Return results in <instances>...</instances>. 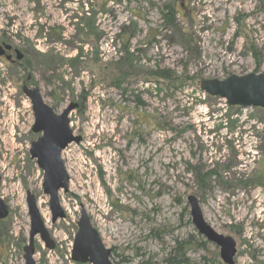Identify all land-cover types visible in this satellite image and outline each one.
Returning a JSON list of instances; mask_svg holds the SVG:
<instances>
[{
  "label": "rangeland",
  "instance_id": "374dc122",
  "mask_svg": "<svg viewBox=\"0 0 264 264\" xmlns=\"http://www.w3.org/2000/svg\"><path fill=\"white\" fill-rule=\"evenodd\" d=\"M7 31L32 56L45 102L57 113L79 104L70 125L83 141L63 153L66 218L52 223L43 172L29 153L38 138L31 103L19 72L10 71V86L0 89V196L8 209L0 264H24L28 191L56 244L49 250L37 238L39 264H75L82 210L116 264H181L187 241L190 264H223L192 224L186 196L198 183L191 168L208 177L207 221L213 213L234 225L246 220V193L234 179L245 173L243 159L251 171L264 159V109L230 107L200 83L264 73V0H0V33ZM230 161L235 168L226 169ZM257 232L245 224L233 234L236 264H264Z\"/></svg>",
  "mask_w": 264,
  "mask_h": 264
},
{
  "label": "water",
  "instance_id": "95a60500",
  "mask_svg": "<svg viewBox=\"0 0 264 264\" xmlns=\"http://www.w3.org/2000/svg\"><path fill=\"white\" fill-rule=\"evenodd\" d=\"M200 88L211 97L224 99L229 106L241 108L264 109V73H249L246 75H230L223 80L206 79L201 81ZM32 100L35 115L33 131L43 132L32 147L31 156L37 160L44 172V193L50 198V209L53 223L65 217L59 202V191L69 190V175L61 158L62 151L72 142L79 143L80 137H74L69 128V113L76 107L71 105L61 114H55L50 107L42 101L39 89L28 91ZM1 183V177H0ZM193 224L208 240L221 247V256L227 264H234L236 243L231 237H224L216 233L204 220L198 201L194 196L190 199ZM27 206L30 217V239L24 249L25 264H36L34 260V239L37 235L50 250L55 243L41 218L37 207L36 197L27 192ZM8 209L0 197V218L7 215ZM78 232L75 236L72 259L80 263L113 264L111 249L107 248L99 232L93 227L85 210L77 224Z\"/></svg>",
  "mask_w": 264,
  "mask_h": 264
},
{
  "label": "flooded vegetation",
  "instance_id": "af4514ba",
  "mask_svg": "<svg viewBox=\"0 0 264 264\" xmlns=\"http://www.w3.org/2000/svg\"><path fill=\"white\" fill-rule=\"evenodd\" d=\"M180 6L182 8H184V4L181 2L180 3ZM16 20L15 19H10L9 22H8V30H10L11 28L14 27V22ZM12 36L10 34V32H4V33H0V89L5 87L4 84H6L8 86H10V84H8V80H9V73L10 71L14 70V71H18L19 74H18V85L20 86L19 89L21 90V93L22 95L28 99L31 103V108H32V112H33V116H34V124L32 126V130H31V133L33 135H38V138L33 141L31 143V147H30V150H29V153H30V156H31V150H32V147H33V144L43 136V132H34L33 131V127L35 125V115H34V110H33V104H32V100L31 98L28 96V91L30 90H33L35 88L39 89V93L41 95V98H42V101L45 105H47L48 107H50L52 109V111L55 113V114H61L66 108H68L69 106L71 105H76V107L69 113L68 115V119H69V128L72 130L73 132V136L74 137H80L81 138V141L79 143H81L83 141V138L82 136L80 135H75L74 134V131L71 127V121H70V115L71 113L76 109L78 108L79 104H76V103H71L68 107H66L61 113H57L52 106H50L47 102H45L44 100V97H43V94H42V90H41V87H40V84L37 83V81L35 80L34 78V75H33V71H32V68L34 67L33 65V60H32V56H30V53L29 51L26 49V48H20V47H17L15 45V43L12 41ZM38 55H40L41 57H43L42 55H47V53H36ZM39 57V56H38ZM7 81V82H6ZM5 104V103H4ZM6 105V104H5ZM229 139H231V137H229ZM229 144H228V147L232 150L233 148L231 147V142L228 141ZM79 144V143H76V142H72L70 144H68V146L62 151L61 153V158H62V161L64 163V160H63V153L65 152V150H67L72 144ZM261 144H262V150L264 151V138L262 139L261 141ZM195 158H196V163L199 162V155L198 154H192ZM191 155V157H192ZM230 156V155H229ZM224 158L223 155H220L219 158ZM31 159L32 160H35L36 161V164L38 166V168L43 172V170L39 167L38 163H37V160L32 158L31 156ZM241 159V158H240ZM219 161V160H218ZM243 162L244 164H240L241 166H243V170H244V174L241 175V174H238V178L239 179H234L235 181V186L237 185L238 186V190H242V192L245 194L246 193V199H244V201L242 202L243 205H245L246 209H247V214H248V217L246 220H243L242 223L240 224H236L234 225L233 222H224L221 217H218L216 214H212L211 217H209V220L207 221L205 219V216H204V213H203V209H202V206L205 205V195L203 194V191L202 189L204 187H208L209 184H208V177H206V175H202L200 174L198 171H200V167H195V168H191L192 170V173L194 174L195 178H196V181L198 183V188H197V191H195L194 193L190 194V195H187L186 196V199H187V204L189 206V209H190V215H191V205H190V197L191 196H194L197 201H198V204H199V207L201 209V212H202V215H203V218L205 220V222L216 232L218 233L219 235H222L224 237H231L235 243H236V255L234 256V264L235 263V258L237 256V253H238V248H237V242L233 236V234L235 235H241L242 232L244 231V225L245 224H251L254 226V228H256L258 230L257 233H260V239L264 241V159L261 160V163L254 169L251 171V169H249L247 167V164H246V160L243 159ZM189 162L186 161V169L188 170V167H189ZM234 165L233 168H235V161H230V163H228L227 165H225L226 169H229L231 168L232 166ZM64 166H65V163H64ZM220 164L217 163V166H216V170L219 171L220 169ZM223 167V166H222ZM66 168V166H65ZM198 169V170H197ZM238 169H241V168H238ZM67 170V168H66ZM196 170V171H195ZM68 172V170H67ZM213 171H211L210 173H212ZM214 173V172H213ZM69 175V173H68ZM1 177V176H0ZM221 178V176H220ZM2 180V179H1ZM232 181V180H231ZM43 182H44V172H43ZM69 183H70V176H69ZM229 183V182H228ZM0 189H1V183H0ZM44 190V188H43ZM69 191V190H68ZM67 191V192H68ZM61 192H65L63 190L59 191V195ZM32 193V192H31ZM33 194V193H32ZM34 195V194H33ZM35 196V195H34ZM48 196V195H47ZM1 197V196H0ZM36 197V196H35ZM2 198V197H1ZM36 201H37V198H36ZM49 202H50V198H49ZM59 202H60V197H59ZM60 206H61V203H60ZM28 207V206H27ZM38 207V205H37ZM49 207H50V204H49ZM62 208V206H61ZM39 209V208H38ZM51 210V209H50ZM62 210L64 211L65 213V217L62 218V219H65L66 218V212L65 210L62 208ZM40 212V211H39ZM52 213V212H51ZM41 215V213H40ZM89 216V215H88ZM81 217V216H80ZM213 217V219H212ZM6 218H8V216H5L3 218H0V222L4 221ZM30 218V217H29ZM42 218V216H41ZM90 218V217H89ZM249 218H252L251 221L249 220ZM52 219H53V216H52ZM43 220V218H42ZM60 220V219H58ZM57 220V221H58ZM91 220V219H90ZM56 221V222H57ZM191 221H192V224H193V220H192V215H191ZM44 222V220H43ZM55 222V223H56ZM79 222V221H78ZM53 223V221H52ZM92 223V222H91ZM45 224V222H44ZM78 224V223H77ZM194 225V224H193ZM46 226V225H45ZM94 227V226H93ZM196 231L198 232V237H201V241L205 244L206 242L212 244L216 250H218V257L220 258L221 262L223 264H227L222 256H221V247L218 245V244H215L214 242H211L210 240H208L203 234H201V232L198 230V228L194 225ZM47 228V227H46ZM95 228V227H94ZM48 230V229H47ZM97 230V229H96ZM98 231V230H97ZM49 232V231H48ZM77 232H78V226H77ZM99 232V231H98ZM29 233H30V230H29ZM50 234V233H49ZM77 234V233H76ZM75 234V236H76ZM100 234V233H99ZM51 237V235H50ZM101 237V236H100ZM37 238H40L39 235H37L34 239V250H35V254H34V260L36 262V264H39L37 261H36V258H35V255L37 253V248H36V243H37ZM29 239H30V236H28V241L26 242V246L29 244ZM52 239V238H51ZM102 239V238H101ZM53 240V239H52ZM74 240H75V237H74ZM42 241V240H41ZM54 241V240H53ZM103 241V240H102ZM43 242V241H42ZM188 243H185V251H184V255L182 257V261H181V264H190L189 263V259L186 258V255H185V252L189 249V245H190V242L187 241ZM44 243V242H43ZM55 243V241H54ZM45 244V243H44ZM25 246V247H26ZM56 246V244H55ZM74 246V244H73ZM24 247V249H25ZM46 247V245H45ZM47 248V247H46ZM24 249H23V260H24V264H25V259H24ZM48 249V248H47ZM55 249V247H54ZM52 249V250H54ZM111 249V248H109ZM50 250V249H49ZM72 251H73V248H72ZM71 258H72V252H71ZM111 261L113 264H116L114 261H113V258H112V249H111V257H110ZM73 260V259H72ZM73 262L75 264H91V263H80V262H76L73 260Z\"/></svg>",
  "mask_w": 264,
  "mask_h": 264
},
{
  "label": "trees",
  "instance_id": "16d2710c",
  "mask_svg": "<svg viewBox=\"0 0 264 264\" xmlns=\"http://www.w3.org/2000/svg\"><path fill=\"white\" fill-rule=\"evenodd\" d=\"M168 10L171 12V13H173L174 12V10L170 7V8H168ZM171 13H168V14H170V15H166V20H167V22L168 23H170L172 26H174V27H176V24H175V22H174V19H173V17L171 16ZM163 77L166 79V80H168V81H170V75H169V73L167 74H163Z\"/></svg>",
  "mask_w": 264,
  "mask_h": 264
}]
</instances>
